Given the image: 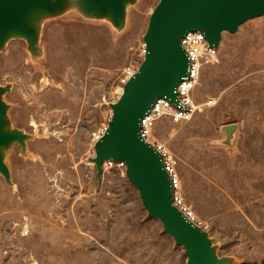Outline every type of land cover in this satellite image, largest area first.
<instances>
[{
    "label": "rangeland",
    "instance_id": "374dc122",
    "mask_svg": "<svg viewBox=\"0 0 264 264\" xmlns=\"http://www.w3.org/2000/svg\"><path fill=\"white\" fill-rule=\"evenodd\" d=\"M159 1L130 0L118 23L63 0L37 13L33 37L0 48L2 129L23 135L0 146V264H187L126 169L100 173L94 161ZM210 99L187 122L159 120L155 135L216 258L264 264V14L222 33L197 89V102Z\"/></svg>",
    "mask_w": 264,
    "mask_h": 264
},
{
    "label": "water",
    "instance_id": "95a60500",
    "mask_svg": "<svg viewBox=\"0 0 264 264\" xmlns=\"http://www.w3.org/2000/svg\"><path fill=\"white\" fill-rule=\"evenodd\" d=\"M130 0H90L89 12L110 13L123 21ZM63 0H0L1 41L16 29L34 36L32 10L55 11ZM264 14V0H160L150 15L144 34L145 55L139 70L124 85L112 103V116L104 135L96 141L94 161L103 171L105 159L126 162V175L136 186L149 217L161 220L164 231L185 247L187 264H222L216 258L208 232L191 221L173 202V187L161 154L145 142L139 132L142 116L159 97L176 100V87L187 74L188 57L181 37L188 31H202L211 45L220 46L224 31L236 32L248 19ZM0 100V146L23 139L19 131L4 132ZM234 126H225L230 130ZM0 170L9 176L0 152Z\"/></svg>",
    "mask_w": 264,
    "mask_h": 264
},
{
    "label": "built area",
    "instance_id": "2783aa9c",
    "mask_svg": "<svg viewBox=\"0 0 264 264\" xmlns=\"http://www.w3.org/2000/svg\"><path fill=\"white\" fill-rule=\"evenodd\" d=\"M181 44L188 57L187 74L176 87V100L166 96L157 98L141 118L140 135L142 139L151 144L161 154L165 169L170 175L173 187L174 204L194 223L206 230L203 220L199 219L195 213L184 204L180 193L181 182L176 171L175 158L169 147L158 140L155 130L159 120L166 118L174 124H179L191 120L198 112H202L205 106H211L215 102L210 99L199 103L196 101L197 89L203 70L215 64L219 58V47L211 45L205 34L200 30H191L183 34ZM145 55V48L143 50ZM140 62L126 66L119 77V89L122 93L124 85L139 70ZM108 125L104 126L96 135L99 140L106 132ZM118 167L126 169V162L123 160L105 159L103 169Z\"/></svg>",
    "mask_w": 264,
    "mask_h": 264
},
{
    "label": "bare ground",
    "instance_id": "6f19581e",
    "mask_svg": "<svg viewBox=\"0 0 264 264\" xmlns=\"http://www.w3.org/2000/svg\"><path fill=\"white\" fill-rule=\"evenodd\" d=\"M74 6L89 7L90 0H72ZM128 3V1H126ZM37 10H32L26 16V19L31 23L35 20ZM28 36V33L18 31L16 29L11 30L7 36L1 41V45L5 46L8 42L14 39H24Z\"/></svg>",
    "mask_w": 264,
    "mask_h": 264
}]
</instances>
